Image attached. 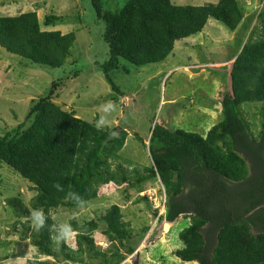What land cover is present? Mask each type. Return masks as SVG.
<instances>
[{
	"label": "trees",
	"instance_id": "obj_1",
	"mask_svg": "<svg viewBox=\"0 0 264 264\" xmlns=\"http://www.w3.org/2000/svg\"><path fill=\"white\" fill-rule=\"evenodd\" d=\"M101 1L90 0V4L95 19L104 24L102 41L109 56L99 68L111 89L107 98L113 101L125 94L112 73H130L121 60L136 68L162 62L176 41L200 33L209 19L232 31L244 19L237 0L200 6L177 5L171 0H125L115 12L106 10ZM254 16L255 24L245 42L242 38L238 43L232 60L208 67L225 71L219 93L222 120L206 133L165 123L151 125L146 141L151 165L143 173L137 171L134 181L124 166L132 163L119 154L126 129L105 126L97 130L93 122L65 111L55 102L57 80L32 102L21 123L0 135V163L26 179L35 192L28 204L20 197L5 201L15 218L12 228L16 230L20 224V238H29L38 255L53 260L34 259L27 264L83 263L85 257L96 264H122L127 256L133 264H151L143 252L178 224L182 228L170 256L179 264H264V207L256 209L264 204V10ZM63 22L61 16L49 14L42 24ZM74 40V32L42 30L36 10L0 15V47L33 63L61 68ZM245 102L261 104L258 113L252 114L259 118L257 131L249 112L242 111ZM156 179L165 196L164 211L158 217L154 211L157 219L150 232L149 227L132 232L120 206L112 204L97 219L83 224L71 221L74 246L66 240L56 244L59 228L52 211L79 206L71 192L85 204L98 198L101 187H134ZM57 182L63 191L53 186ZM39 208L49 216L45 228L37 232L26 222L20 223ZM181 220L187 223L182 225ZM100 223L105 226L103 237L115 249L98 248L94 233Z\"/></svg>",
	"mask_w": 264,
	"mask_h": 264
},
{
	"label": "rangeland",
	"instance_id": "obj_2",
	"mask_svg": "<svg viewBox=\"0 0 264 264\" xmlns=\"http://www.w3.org/2000/svg\"><path fill=\"white\" fill-rule=\"evenodd\" d=\"M217 1L171 0L177 5L195 6ZM237 1L243 10L244 19L234 31L215 19H209L200 33L176 41L172 53L165 61L136 68L126 60H121L130 73H112L111 78L125 94L119 101H113L107 98L111 89L99 68L109 56L107 46L102 41L104 24L95 19L90 0H0L1 16L36 10L42 30H58L62 34L74 32L75 36L70 55L61 68L33 63L0 47V135L21 123L32 102L45 95L52 81L57 80L58 97L55 102L65 111H72L76 117L94 124L101 116H107L109 123L106 126L126 129V140L119 154L132 163H125L124 166L134 181L137 171L143 173V169L151 165L146 143L151 125L156 122L165 123L187 131L206 133L222 120L219 93L225 80L222 79L225 71L222 67H211L225 65L232 60L238 43L242 38L245 42L255 24L254 15L264 10V0ZM124 2L101 1L103 7L111 12L119 10ZM49 14L61 16L65 22L45 27L42 24L43 18ZM109 101L116 105V109L107 114L103 112V106ZM241 106L243 112L251 115L250 121L258 124V115L252 118V114L254 116L258 113L261 104L245 102ZM254 130H258L257 125ZM141 140H144L145 145ZM135 185H122L118 189L110 185L101 187L96 199L74 208L60 207L53 210V220L58 228L61 223L71 225V221L83 224L97 219L110 205L117 204L121 208L123 220L129 223L132 232H141L144 227H149L150 232L156 221L154 211L159 212L162 208L163 189L158 179ZM184 189L187 192L189 187ZM34 194L32 185L26 179L0 163V264H27L34 259L53 263L51 258L38 255L29 238H20V224L13 230L15 218L5 203L7 198L20 197L28 204ZM23 222L33 228L30 217L20 220V223ZM185 223L186 220H181L180 224ZM104 227L100 223L94 233L97 246L103 251L113 250L115 244L107 242L103 237ZM180 228L181 225H174L169 235L163 236L158 244H153L143 252L147 261L151 264H179L170 256V251L174 248V242H177ZM75 237L74 231L66 243L74 246ZM160 256L164 257L163 260ZM129 258L127 256L123 263L133 264ZM59 264L64 262L60 260ZM65 264L96 263L85 257L83 263Z\"/></svg>",
	"mask_w": 264,
	"mask_h": 264
},
{
	"label": "clouds",
	"instance_id": "obj_3",
	"mask_svg": "<svg viewBox=\"0 0 264 264\" xmlns=\"http://www.w3.org/2000/svg\"><path fill=\"white\" fill-rule=\"evenodd\" d=\"M46 27V26H45ZM116 105L112 103L111 101L107 102L103 106V112L104 113H111L115 111ZM109 123L107 116H101L99 120L95 123V128L97 130H102L104 126H106ZM115 135V133H113ZM57 191H63V186L59 184L58 182L53 185ZM71 198L77 202L78 205H82L84 201L75 193H70ZM164 196V193H163ZM164 202H165V196L162 200V208L159 212H157V217L159 214H161L164 211ZM156 217V219H157ZM30 219H31V225L33 229L37 232H39L41 229L46 227V221L49 219V216L45 213V211L42 208L34 209L30 212ZM74 234V229L69 223H61L59 225V231L55 236V242L57 245H59L60 241H65L69 238H71Z\"/></svg>",
	"mask_w": 264,
	"mask_h": 264
},
{
	"label": "water",
	"instance_id": "obj_4",
	"mask_svg": "<svg viewBox=\"0 0 264 264\" xmlns=\"http://www.w3.org/2000/svg\"><path fill=\"white\" fill-rule=\"evenodd\" d=\"M262 207H264V204L258 206L256 209H259V208H262ZM256 209H254L253 211H251L249 214L253 213Z\"/></svg>",
	"mask_w": 264,
	"mask_h": 264
}]
</instances>
